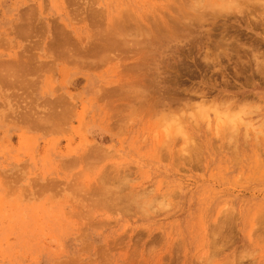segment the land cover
I'll list each match as a JSON object with an SVG mask.
<instances>
[{
  "label": "rangeland",
  "instance_id": "obj_1",
  "mask_svg": "<svg viewBox=\"0 0 264 264\" xmlns=\"http://www.w3.org/2000/svg\"><path fill=\"white\" fill-rule=\"evenodd\" d=\"M0 264H264V0H0Z\"/></svg>",
  "mask_w": 264,
  "mask_h": 264
},
{
  "label": "bare ground",
  "instance_id": "obj_2",
  "mask_svg": "<svg viewBox=\"0 0 264 264\" xmlns=\"http://www.w3.org/2000/svg\"><path fill=\"white\" fill-rule=\"evenodd\" d=\"M236 1H237V0H236ZM226 2H227V1H226ZM230 2H232V1H230ZM245 2H246V1H245ZM247 2H249V1H247ZM207 4H208V3H207ZM209 4H210V2H209ZM213 4H214V3H213ZM213 4H212V2H211L210 5H213ZM235 4H236V3H235ZM235 4H234V5H235ZM206 6H207V5H206ZM213 6H214V5H213ZM235 6H236V5H235ZM211 8H213V7L211 6ZM204 9H205V8H204ZM208 9H209V8H208ZM210 10H211V9H210ZM210 10H209V11H210ZM212 10H214V8H213ZM209 11H208V13H209ZM219 11H220V10H219ZM200 12H201V11H200ZM200 12H198V14H199ZM202 12H203V10H202ZM204 12H205V11H204ZM213 12H215V11H213ZM216 12H218V11L216 10ZM216 12H215V13H216ZM195 13H196V14H193V15H196V16H194V17L197 18V17H198L197 12L195 11ZM211 13H212V11H211ZM220 13H222V12H220ZM220 13H216V14H217V15L219 14V16H222L223 13H222V15H220ZM216 14H214V15L216 16ZM226 14H227V13H226ZM226 14H225V15H226ZM193 15H191V16H193ZM200 15H201V14H200ZM207 15H208V14H207ZM185 16H186V15H185ZM183 17H184V16H183ZM189 17H190V16H188L187 18H189ZM194 17H193V18H194ZM201 17H202V15H201ZM204 17H205V16L203 15L202 18L205 19ZM224 17H225V16H224ZM193 18H192L191 20H193V21L195 20V21H196V19H195V18L193 19ZM198 18H199V17H198ZM198 18H197V19H198ZM202 18H200V19H202ZM218 18H219V17H218ZM182 19H183V22H185V21L188 22V21L185 20L184 18H182ZM182 19H181V20H182ZM203 19H202V20H203ZM208 19H209V18H208ZM184 20H185V21H184ZM189 20H190V19H189ZM198 20H199V19H198ZM199 21H200V20H199ZM181 22H182V21H181ZM202 22H203V21H202ZM204 22H205V21H204ZM206 22H207V21H206ZM223 22H224V21H223ZM195 23H197V22H195ZM211 23H212V22H211ZM180 24H181V23H180ZM190 24H192L191 21H190ZM190 24H189V26H190ZM200 24H203V23H200ZM183 25L186 26L185 23H183ZM193 25H195L194 22H193ZM197 25H198V24H197ZM226 25H227V24H226ZM185 26H182V24H181V25L179 26L180 30H181V28H182V30H183V29H184L183 27H185ZM187 26H188V23H187ZM189 26L187 27V28H188V31L186 30V28H185L184 30H186L187 32H190V31H189V29H190ZM202 26H203V25H202ZM228 26H229V25H228ZM169 27H170V26H169ZM175 27H177V25H175ZM190 27H192V29H193L195 26L193 27V26L191 25ZM225 27H226V26H225ZM170 28H171V27H170ZM195 28H197V27H195ZM198 28H199V27H198ZM198 28H197V29H198ZM219 28H220V27H219ZM222 28H223V27H222ZM222 28H221V29H222ZM229 28H230V27H229ZM192 29H190V30L192 31ZM210 29H211V28H210ZM225 29H226V28H225ZM225 29H224V30H225ZM163 30H164V29H163ZM182 30H181L180 33H182ZM206 30H207V29H206ZM173 31H175V30H173ZM173 31H172V32H173ZM196 31H197V30H196ZM200 31H201V30H200ZM211 31H212V30H211ZM226 31H227V30H226ZM176 32H177V31H176ZM187 32H186V33H187ZM209 32H210V31H209ZM209 32H208V33H209ZM229 32H230V31H229ZM167 33H168V32H167ZM170 33H171V32H170ZM206 33H207V32H206ZM206 33H205V34H206ZM225 33H226V32H225ZM225 33H224V34H225ZM171 34H173V33H171ZM174 34H175V32H174ZM189 34H190V33H189ZM192 34H193V33H192ZM194 34H195L196 36H198L197 34H199V33H197V34L194 33ZM200 34H201V33H200ZM203 34H204V32H203ZM228 34H229V33H228ZM230 34H234V33H230ZM180 35H181V34H180ZM209 35H210V34H209ZM209 35H208V36H209ZM211 35H212V34H211ZM221 35H223V34H221ZM234 35H235V34H234ZM182 36H183V35H182ZM188 36H190V35H188ZM208 36H207V38L210 37V36H209V37H208ZM199 37H200V36H199ZM204 37H205V35H204ZM224 37H225V36H224ZM226 37H227V36H226ZM233 37H234V36H233ZM235 37H237V36H235ZM176 38H177V37H176ZM192 38H194V35H192ZM229 38H230V37H229ZM197 39H198V38H197ZM203 39H204V38H203ZM209 39H210V38H209ZM213 39H214V38H213ZM227 39H228V38H227ZM236 39H237V38H236ZM176 40H177V39H176ZM198 40H199V39H198ZM206 40H207V39H206ZM229 40H230V39H229ZM229 40H228V41H229ZM200 41H201V40H200ZM207 41H209V40H207ZM212 41H213V40H212ZM235 41H236V40H235ZM214 42H218V40H217V41H214ZM186 43H187V42H186ZM202 43H203V42H202ZM180 44H181V43H180ZM180 44H178V46H179ZM184 45H185V43H184ZM190 45H191V44H190ZM151 46H152V45H151ZM201 46H203V44H201ZM217 46H218V45H217ZM217 46H216V48H217ZM179 47H180V46H179ZM181 47H182V45H181ZM181 47H180V48H181ZM194 47H195V46H194ZM213 47H214V46H213ZM147 48H148V47H147ZM183 48H185V47H183ZM206 48H207V47H206ZM209 48H210V47H209ZM209 48H207V50H208ZM151 49H152V48H151ZM195 49H196V48H195ZM198 49H199V48H198ZM203 49H204V48H203ZM228 49H229V48H228ZM153 50H154V48H153ZM155 50H157L156 47H155ZM175 50H176V49H175ZM205 50H206V49H205ZM173 51H174V50H173ZM177 51H178V50H177ZM184 51H185V50H184ZM194 51H196V50H194ZM197 51H198V50H197ZM197 51H196V53H197ZM208 51H209V50H208ZM208 51H207V53H208ZM224 51H225V50H224ZM224 51H222V52H224ZM230 51H232V50H230ZM234 51H235V50H234ZM153 52L155 53V51H153ZM175 52H176V51H175ZM192 52H193V51H192ZM192 52H191V53H192ZM202 52H206V51H202ZM210 52H211V51H209V53H210ZM178 53H179V52H178ZM191 53H190V54H191ZM148 54H149V53H148ZM179 54H180V53H179ZM213 54H214V52H213ZM223 54H224V53H223ZM250 54H251V53H250ZM176 55H177V54H176ZM153 56H154V55H153ZM231 56H232V55H231ZM258 56H259V55H258ZM258 56H257V58H258ZM144 57H145V56H144ZM168 57H170V55H169ZM206 57L211 59V56H210V55H207ZM232 57H233V56H232ZM154 58H155V57H154ZM179 58H180V57H179ZM213 58H214V57H213ZM160 59H161V58H160ZM217 59H218V58H217ZM161 60H162V59H161ZM167 60H168V59H167ZM211 60H212V59H211ZM218 60H219V59H218ZM172 61H173V60H172ZM212 61H215V59H213ZM216 61H217V60H216ZM169 62H170V59H169ZM183 62H184V61H183ZM207 62H208V60H207ZM170 63H171V62H170ZM209 64H210V63H209ZM213 64H214V63H213ZM175 65H176V64H175ZM214 65H215V64H214ZM158 66H160V64H159ZM170 67H171V66H170ZM177 68H178V67H177ZM178 69H179V68H178ZM151 70H152V69H151ZM147 71H149V70H147ZM152 71H153V70H152ZM140 72H141V70H140ZM143 72H144V71H143ZM153 72H154V71H153ZM153 72H152V73H153ZM162 72H163V71H162ZM157 73H158V72H157ZM157 73H156V74H157ZM161 74H162V73H161ZM178 75H179V74H178ZM138 76H139V75H138ZM140 76H141V75H140ZM145 76H146V75H145ZM154 76H155V74H154ZM158 76H159V75H158ZM160 76H161V75H160ZM141 77H143V76H141ZM179 77H180V75H179ZM162 79H163V78H162ZM178 79H179V78H178ZM172 80H173V79H172ZM179 80H180V79H179ZM160 83H162V85H163V81H161ZM178 84H180V83L178 82ZM162 85H161V86H162ZM164 85L166 86V84H164ZM164 85H163V86H164ZM168 86H170V84H169ZM168 86H167V87H168ZM163 88H165V87H163ZM158 90H159V89H158ZM158 92H159V91H158ZM160 92H161V91H160ZM160 92H159V93H160ZM166 93H168V92H166ZM166 93H165V94H166ZM163 94H164V93H163ZM165 94H164V95H165ZM161 95H162V93H161ZM161 95H160V96H161ZM164 95H163V99H164ZM168 95H169V94H168ZM168 97H169V96H168ZM166 98H167V97H166ZM157 99L160 100L161 98L158 97ZM163 99L160 100V101L163 102ZM167 99H168V98H167ZM159 100H157V101H158V103L160 104L161 102H159ZM171 100H172L171 98L168 99V101H171ZM173 100H174V99H173ZM166 101H167V100H166ZM163 104H164V102H163ZM163 104L161 103V105H163ZM169 104H170V103H169ZM165 105H166V103H165ZM163 106H164V105H163ZM167 106H169V105H167ZM171 106H172V105H171ZM96 150H99V149H96Z\"/></svg>",
  "mask_w": 264,
  "mask_h": 264
}]
</instances>
